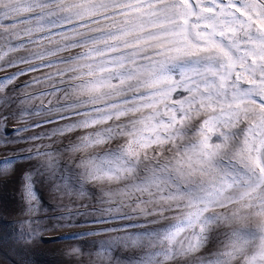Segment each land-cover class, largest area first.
<instances>
[{"label":"snow or ice","instance_id":"6c2138e0","mask_svg":"<svg viewBox=\"0 0 264 264\" xmlns=\"http://www.w3.org/2000/svg\"><path fill=\"white\" fill-rule=\"evenodd\" d=\"M9 68L0 130L49 141L22 157L25 215L40 177L71 200L51 230L105 225L54 240L111 234L88 243L144 250L128 264H264V0H0Z\"/></svg>","mask_w":264,"mask_h":264},{"label":"rangeland","instance_id":"374dc122","mask_svg":"<svg viewBox=\"0 0 264 264\" xmlns=\"http://www.w3.org/2000/svg\"><path fill=\"white\" fill-rule=\"evenodd\" d=\"M15 68L6 69L0 72V77L6 76L16 71ZM42 71H48L44 69ZM31 75H40L32 73ZM28 79L27 76L21 77L16 83ZM5 95L12 94L11 86L5 89ZM10 107L15 108V105ZM8 108L0 105V111L7 113ZM24 126V122L9 118L5 121V128L0 130V169L3 168L5 157H20L16 163L7 171H0V264H128L129 258L138 257L143 254L142 249H123L117 248L112 252L111 257H98L95 253L99 246H90L89 241H101L108 238L111 234H101L94 237L83 238L79 241L66 239H53L66 236L69 233L85 231L90 228H102L105 225L81 224L80 227H61L58 230H51L59 222L57 217L64 214L66 209L64 205L71 204L69 197L61 196L52 190L51 185L44 182L42 178L37 177L35 184L37 200L39 201L38 210L34 215H25L26 205L22 198L23 175L36 164L35 160L29 161L22 157L27 155V150L34 144L49 143V141L29 142L19 137H27L33 132L43 131L42 128L32 129L28 132H22L17 135H6L10 130L19 129ZM50 127V126H48ZM17 140L15 143H5L4 140ZM67 141L62 144H54V148L63 147ZM61 166L68 163V157L65 154L60 161ZM79 203V201H77ZM35 205L36 202L33 201ZM96 205L91 201L88 208H76L72 204L73 211H93ZM36 221L32 226L39 229L40 235L30 243H24L17 239L18 232L26 230L21 228L24 220ZM78 220L85 219L78 217ZM90 219V217H89ZM45 229H48L45 231ZM79 246L81 254L77 256H67L65 252L72 246ZM211 250L205 248L200 255H207Z\"/></svg>","mask_w":264,"mask_h":264}]
</instances>
